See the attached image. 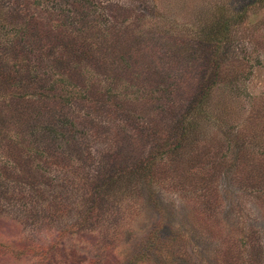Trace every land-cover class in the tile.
<instances>
[{
	"label": "rangeland",
	"instance_id": "rangeland-1",
	"mask_svg": "<svg viewBox=\"0 0 264 264\" xmlns=\"http://www.w3.org/2000/svg\"><path fill=\"white\" fill-rule=\"evenodd\" d=\"M224 1L232 7L238 0H54V12L60 21L84 26L85 34H73L80 40L77 39L78 43L90 40L108 49L110 66L106 72L102 70L104 66L92 61L74 63L84 80L89 74L101 79L93 86L98 96L108 89V73H113L109 89L114 94L121 93L119 104L122 108L131 118H142L165 136L178 126V119L193 94L196 72L204 62L198 58L193 63L183 60L170 66L165 54L173 49L177 40L191 45L197 38L194 37L197 36V22L206 14L210 16L214 6L225 4ZM243 17V21L230 31L228 42L233 49L230 52L219 49L214 54L216 58L222 54L226 59H216L223 79L207 104L211 116L222 112L225 126L206 122L201 116L202 122L194 131L191 132L194 126L184 128L192 133L186 148L177 156L162 160L155 169L158 183L152 189L158 200L157 207L163 212L162 220L147 208L150 197L145 183L128 186V189L125 186L116 188L112 193L118 198L102 188L97 203L99 210L94 215L90 214L91 202L84 201V190L78 182L79 177L84 182L98 168L105 167L108 155L120 149L121 142L134 150L143 149L141 136L134 137L137 135L124 129L119 121L106 119L99 112H84L78 106L69 111L73 112L69 118L75 124L70 121L61 130L64 123L58 121L54 131L59 139L53 140L50 133L44 132L48 136L41 134L43 141L33 147L27 144L30 132L35 126L51 123L50 114L53 116L55 111L49 113L44 101L10 104L17 110L18 117L7 126L8 131L0 143V243L22 241L30 248L41 249L55 240L44 264H129V255L136 251L133 246L160 224L163 228L171 227L185 233V237L195 235V244L188 247L192 251L184 258L190 264H199L197 255L204 247L203 237L208 244L227 246L229 234L237 235L229 231L234 227L233 220H239L245 227L255 223L262 226L264 0L248 7ZM28 22L36 26L34 28L44 29L45 12L36 10ZM73 36L70 39L76 43ZM60 38H68V35L63 33ZM18 39H21L19 45H23L25 38ZM25 41L26 49L36 46L37 51L38 46H42L39 38V43ZM201 46L200 43L195 48L194 54L198 57ZM234 77L236 81H232ZM225 83L231 84V91ZM114 110L116 118L119 113ZM5 117L7 121L12 118L8 114ZM22 136H25V143ZM233 136L243 137L241 151L235 148L242 141L234 140ZM253 143L261 144L260 152L250 149ZM39 150L44 153L33 155ZM121 151L134 154L122 148ZM225 170H229L226 180L222 178ZM224 189L230 196L223 195ZM185 190L201 194L188 197ZM247 193L252 196L248 194L247 198ZM235 202H238L237 207L224 218L226 226H222L223 222L221 226L215 224L219 226L218 240L205 231H198L193 223L195 219L206 223L204 214H207L209 221L217 220L220 212L232 208ZM76 225L79 227H74ZM187 245L185 239L175 254L181 256ZM207 254L208 257L213 255L212 252ZM36 257L14 259L8 254L0 259V264H42ZM263 259L258 258L255 264H263Z\"/></svg>",
	"mask_w": 264,
	"mask_h": 264
},
{
	"label": "trees",
	"instance_id": "trees-1",
	"mask_svg": "<svg viewBox=\"0 0 264 264\" xmlns=\"http://www.w3.org/2000/svg\"><path fill=\"white\" fill-rule=\"evenodd\" d=\"M257 1L238 0L232 7L225 1V4H216L210 16L206 14L197 22L199 24L195 28L197 36H194L197 38L192 41L191 45H188L187 41L177 40L173 49L168 50L167 54H165L170 66L178 65L177 61L183 60V62L193 63V60L198 58H201V61L204 62H202L203 66L199 67L196 72L193 94L187 101L184 112L178 119V126L175 127L173 132L176 136H173V133L170 134L172 136H164L159 134L156 129H153L154 126L149 124V122L142 120V118H131L129 113L122 108L121 104H119L122 101L121 93L116 91L114 94L109 89V85L113 84L110 81L113 73H108L110 75V80L106 81L108 89L105 90L102 96H98L99 93L93 86L96 85V80L99 78L95 74H89L85 76L87 78L84 80L80 72L75 70L76 66H74V63L85 60L92 61L95 65L104 66L102 70L106 72L110 66L109 56L106 54L108 49H102L96 43H91L90 40L85 41L83 39L78 43V38L74 37L73 34L79 33L83 35L87 30L83 25H72L71 21L70 24L60 21L61 19L59 20L55 14L56 12H54V0H0V143L3 141L4 134L8 131L7 126L13 122L12 119L16 120L18 117L17 110L10 105H14L17 102L44 101L45 107L50 109L49 113L53 110L55 111L53 116L50 114L54 122L51 120V123H44L40 127L35 126L30 132L27 144L33 147L36 145L38 147L43 141L40 136L44 132L50 133L54 137L53 140L59 139V137L55 136L56 132L54 131L59 122L60 124L64 123L60 128L61 130L70 121L75 124L69 118L73 113L69 111L74 107L79 106V109H83L84 112L88 111V113L92 111L99 112L106 119H114L115 122L119 121L124 129L127 131L130 129L137 135L134 137L140 138L141 136L148 141L142 140L144 148H137L136 150L129 145L123 146L121 142L120 149H114L108 155L105 167L98 168L95 174L84 182L79 177L78 182H80L84 190V201L91 202L88 209L91 212L90 214L95 215L96 213L94 212L97 209L99 210L97 203L99 202V191L102 188H105L116 198L117 195L112 193L116 188L125 186L128 189V186L141 182L146 184L147 193L150 197V203L147 208L152 209L156 217L162 220L163 212L158 209L159 204H157L156 193L152 189V186L158 183L155 177V169L162 160L172 158L174 155L177 156L186 148L192 133L189 134L190 131H185L184 128H192L194 126L191 132L194 131V129L198 128L197 125L202 122L199 119L201 116L205 118L204 121L206 122L209 120V123L218 122L225 126L223 124L225 121L222 119L224 115L221 116L222 112H218L219 115L215 116L213 113L211 116L207 104L210 95L221 85V80L223 79V75L220 74L219 61L216 59H226V56L222 54L218 58L214 54L219 49L229 52L233 49V46L228 42L231 35L230 31L235 25L243 21V15L246 13L247 8ZM36 10L45 12L47 23L44 24V29H41L40 26H37L39 28H34L36 26H30L31 22H28ZM40 33H42V36ZM63 33H66L68 38H60ZM71 36L76 39V43L70 39ZM18 37L25 38L29 43H39L37 42V38H39L42 46H38L37 51L36 46L26 49L28 44L24 40L23 45H19L21 39L17 40ZM59 38L61 39L60 41ZM200 43L202 46L198 48L201 54L198 57L194 53L196 51L195 48ZM174 75L177 76L176 74ZM106 78L104 77V79ZM232 81H236V78L234 77ZM117 86L120 87L119 85ZM226 87L231 91V84H226ZM114 109H117V113H119L116 118ZM88 113L85 114L86 117ZM6 114L12 117L8 121L5 117ZM80 123H82V120L79 121ZM116 137L118 139V136ZM233 137H235L234 140L242 141L235 148L237 151H241L244 147L243 137L239 136L241 139L238 136ZM24 140L25 136H22L23 143H25ZM260 146V143H257V145L253 143L250 149L260 152ZM121 148L123 151H133L134 154L122 153ZM34 153L39 156L44 152L39 150L38 153L33 152V155ZM228 171L222 172L224 180L228 178ZM193 191L185 190V193L188 194V197L194 194H201V192L196 193ZM223 191L225 192L223 195L230 196V192L227 189ZM249 195L252 196L251 194ZM237 205L238 202H235L232 204V208L229 207V209L226 208L221 211L217 220L209 221L210 216L204 214L207 219L206 223H200L201 221H198V219H195L193 223L197 225L198 231H205L214 236L212 239L218 240L219 238L216 237L217 230L221 226L220 223L223 222L222 226H226L227 222H224V218L229 211L233 212L234 207H237ZM50 213L51 215H56L55 212ZM260 220L262 226L255 223L258 227L255 224L245 227L246 225L239 222V220H233L234 227L229 231H235L237 235L233 237L229 234L231 237L227 239L229 241L227 246H220L219 243L208 244L203 237L204 240L202 239L201 241L205 244L202 243L204 247L201 248L197 255L199 264L208 263L209 261L210 264H247V262L255 264L258 258L263 259L264 244H261V239L264 238V218ZM80 224H82V221ZM74 227L79 226L76 225ZM188 234H190L189 231ZM190 235L185 237L183 232H177L171 227L163 228L162 225L158 224L146 232L138 240L139 243L136 246H133V250L136 249V251L129 255V264H167L170 261V264H190L184 258L192 251V249H188L190 247L189 244H195V235ZM185 239L188 245L181 255L183 257H181L175 254V250L179 249V245ZM17 243L11 242L5 245L0 243V259L8 254H12L14 259L37 256L36 258H39L44 264L55 246V240L41 249L30 248L22 241ZM223 243H225L224 239ZM208 252H212L213 255L208 257Z\"/></svg>",
	"mask_w": 264,
	"mask_h": 264
}]
</instances>
